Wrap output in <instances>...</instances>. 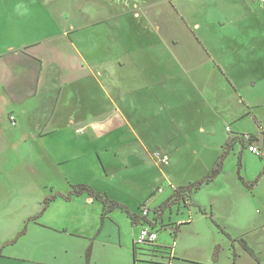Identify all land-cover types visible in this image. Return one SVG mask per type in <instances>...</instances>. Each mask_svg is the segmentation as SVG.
<instances>
[{"label": "crops", "instance_id": "1", "mask_svg": "<svg viewBox=\"0 0 264 264\" xmlns=\"http://www.w3.org/2000/svg\"><path fill=\"white\" fill-rule=\"evenodd\" d=\"M66 1L78 23L54 34L9 16L0 36V264H264V157L237 136L264 148V3L80 0L79 14ZM227 148L216 178L177 199ZM80 184L158 212L102 219L87 193L60 196ZM146 224L158 239L135 249Z\"/></svg>", "mask_w": 264, "mask_h": 264}, {"label": "rangeland", "instance_id": "2", "mask_svg": "<svg viewBox=\"0 0 264 264\" xmlns=\"http://www.w3.org/2000/svg\"><path fill=\"white\" fill-rule=\"evenodd\" d=\"M76 2V8L78 10V13L80 14V0H74ZM62 2V3H61ZM92 2V1H91ZM87 3L88 7L85 8V10H83V12H86L84 14V18H87L88 20H96L98 18V14L96 12V9L94 8L93 5H90V3ZM208 0H199L196 3H199L196 5V3L193 2L194 6L197 7V10L195 11L196 14L200 13V11H203L202 6L203 5H207ZM61 3V4H60ZM63 4V5H62ZM201 4V5H200ZM64 6V8H63ZM70 7L69 2H67L65 0H55L52 3V0H0V36H4L8 33V31L10 30V27H12V23L15 22V20L13 18H9V16H18V15H32V17L38 18L39 21H43V19H49L48 21H50L51 23L54 24V28H52L51 30H47L45 31V33H49V32H54V34H56L58 31V27L59 26H63V28L67 25L68 21L70 20L71 22H76L78 23V16H74V13L72 11V13L70 12V10L67 7ZM193 7H191L192 9ZM78 14V15H79ZM190 15V16H189ZM189 18L192 17V14H189ZM195 16V15H194ZM42 18V19H41ZM168 22L171 21V19L168 17ZM42 23V22H41ZM20 24V23H19ZM21 27H25L26 24H20ZM49 28H51V26H49ZM98 28L96 27H88L87 29H84V31L86 32V35H94L97 32ZM110 23H108L107 25H104V27L102 28V36H109V31H110ZM44 33V32H43ZM42 34V33H41ZM73 34H76V32H74ZM36 180L34 183L37 184L39 182V180L42 179V177L40 175H37L36 177L33 176ZM43 180V179H42ZM16 201V200H15ZM1 217V215H0ZM0 222H1V218H0ZM4 224L9 225L8 230L4 233L9 234V236L12 235V228H14L17 224H21L22 223V216L14 213L12 215H7L4 216ZM16 248V247H15ZM6 252H4V254H8L9 255H14L11 253L13 249L10 247L5 248ZM4 264H6L4 262Z\"/></svg>", "mask_w": 264, "mask_h": 264}, {"label": "trees", "instance_id": "3", "mask_svg": "<svg viewBox=\"0 0 264 264\" xmlns=\"http://www.w3.org/2000/svg\"><path fill=\"white\" fill-rule=\"evenodd\" d=\"M230 146H231V143L228 145V148ZM228 148L223 151V153L221 154V156L218 158L217 162L215 163L213 169H211V171L208 172L203 178H201L197 182L195 181L193 183H190L186 187H181V188L179 187L177 189V192H176L177 193L176 196L178 197L177 199H179V197L180 198L183 197L184 193L187 192V191L191 192L193 190H198L204 184L212 182L216 178V176L223 169L224 159H225V157H227V154H228V151H229ZM240 177L242 178V176H240ZM83 193H87L89 196L94 197L96 200L100 201L103 204L102 219L106 218V216L110 213V211L112 209L118 208V209H122V210L126 211L130 215V217H131V219H132L134 224H138L141 219H143V220H147L148 219L149 220V217H146V216H144L142 214V209L144 208V206L146 204L141 206V208H140L141 212L140 213L133 212L127 205L119 203L117 200L111 198L107 194H105L103 192H100V191H97L91 186H88V184H80V185H73V186L71 185L70 191L67 194H60V196H64L66 198H71V197H73L75 195H81ZM56 196L57 195L55 194V195H52V196H49V197L45 198L43 211L48 206L50 200L52 198H55ZM166 205L167 204H165L164 206H166ZM157 210L158 209H154V211L151 210V213H154V212L157 213L158 212ZM34 218H37V217H34ZM22 232H24V230ZM243 243H244V246L248 250H251L244 241H243ZM146 244H148V243H146ZM148 245H153V243L148 244ZM136 247H140V246L136 244L134 248L136 249ZM218 249L219 248H217L215 250V253H214L216 258L218 256ZM135 255H136V253H135Z\"/></svg>", "mask_w": 264, "mask_h": 264}, {"label": "built area", "instance_id": "4", "mask_svg": "<svg viewBox=\"0 0 264 264\" xmlns=\"http://www.w3.org/2000/svg\"><path fill=\"white\" fill-rule=\"evenodd\" d=\"M257 1L264 3V0H257ZM11 119H12L11 122L13 123V125H15L16 124L15 116L12 115ZM227 130L230 132L231 128L227 126ZM78 131L83 132L81 129H79ZM237 136L243 141V143L246 145L247 149L250 152L258 155L259 157H264V148L260 147L258 144L259 138H260L258 134L242 132L240 134H237ZM157 156L162 163L164 164L169 163V159L166 156V154L163 155L161 153H158ZM142 214L146 217H149L152 215L151 209L149 208V206L147 205L144 206V208L142 209ZM157 239H158V231L148 226V224H146L141 228V231H139V234L135 242L137 245L142 246L146 243L148 244L155 243Z\"/></svg>", "mask_w": 264, "mask_h": 264}]
</instances>
